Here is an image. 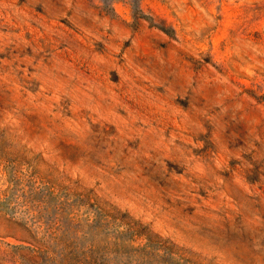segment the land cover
I'll return each mask as SVG.
<instances>
[{"label":"rangeland","instance_id":"obj_1","mask_svg":"<svg viewBox=\"0 0 264 264\" xmlns=\"http://www.w3.org/2000/svg\"><path fill=\"white\" fill-rule=\"evenodd\" d=\"M0 264H264V0H0Z\"/></svg>","mask_w":264,"mask_h":264}]
</instances>
